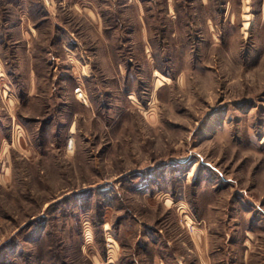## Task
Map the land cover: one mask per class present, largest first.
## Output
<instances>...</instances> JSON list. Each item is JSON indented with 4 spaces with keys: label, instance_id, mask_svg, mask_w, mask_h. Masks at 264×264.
Here are the masks:
<instances>
[{
    "label": "rangeland",
    "instance_id": "1",
    "mask_svg": "<svg viewBox=\"0 0 264 264\" xmlns=\"http://www.w3.org/2000/svg\"><path fill=\"white\" fill-rule=\"evenodd\" d=\"M0 264H264V0H0Z\"/></svg>",
    "mask_w": 264,
    "mask_h": 264
},
{
    "label": "bare ground",
    "instance_id": "2",
    "mask_svg": "<svg viewBox=\"0 0 264 264\" xmlns=\"http://www.w3.org/2000/svg\"><path fill=\"white\" fill-rule=\"evenodd\" d=\"M246 17H247V15H246ZM162 78H163V76H162ZM109 241H112V238H107Z\"/></svg>",
    "mask_w": 264,
    "mask_h": 264
}]
</instances>
